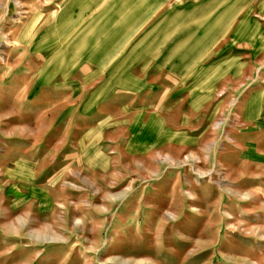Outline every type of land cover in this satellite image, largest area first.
I'll return each instance as SVG.
<instances>
[{
    "label": "rangeland",
    "instance_id": "1",
    "mask_svg": "<svg viewBox=\"0 0 264 264\" xmlns=\"http://www.w3.org/2000/svg\"><path fill=\"white\" fill-rule=\"evenodd\" d=\"M0 264H264V0H0Z\"/></svg>",
    "mask_w": 264,
    "mask_h": 264
},
{
    "label": "bare ground",
    "instance_id": "2",
    "mask_svg": "<svg viewBox=\"0 0 264 264\" xmlns=\"http://www.w3.org/2000/svg\"><path fill=\"white\" fill-rule=\"evenodd\" d=\"M34 26H35V24H32L31 28L28 29L29 33L32 34V31H33V29H34Z\"/></svg>",
    "mask_w": 264,
    "mask_h": 264
},
{
    "label": "crops",
    "instance_id": "3",
    "mask_svg": "<svg viewBox=\"0 0 264 264\" xmlns=\"http://www.w3.org/2000/svg\"><path fill=\"white\" fill-rule=\"evenodd\" d=\"M64 13L68 15V12H66V9L63 10V14H64Z\"/></svg>",
    "mask_w": 264,
    "mask_h": 264
}]
</instances>
